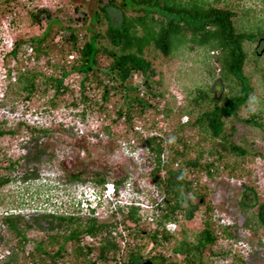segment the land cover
<instances>
[{
    "label": "trees",
    "instance_id": "16d2710c",
    "mask_svg": "<svg viewBox=\"0 0 264 264\" xmlns=\"http://www.w3.org/2000/svg\"><path fill=\"white\" fill-rule=\"evenodd\" d=\"M17 1L0 0L1 12ZM222 1L71 0L72 13L62 7L52 10L47 6L28 11L30 22L38 25L41 32L25 42L15 41L10 56L14 59L24 44L25 49L30 50L29 58L39 67L16 71L14 81L8 86L17 89V93L24 92L23 98L28 99L44 85L45 90L52 91L46 100L49 109H77L82 105L78 113L81 118L87 112L94 113L110 125L122 123L128 132L136 135L139 134L134 130L137 125L160 130L154 116L161 114L167 118L173 111L162 100L164 93L159 85L163 72L156 63L168 62L184 49L200 48L206 54L200 61V68H203L200 71L204 70L211 81L218 83L203 81L193 89L187 104L178 109L188 120L172 128L174 140L165 138L168 134L147 135L144 139L156 162L153 180L161 186L164 195L160 212L153 218L155 227L145 226L138 208L129 207L126 213H122V222L132 241L120 249L109 233L108 224L95 217L83 219L72 213H52L47 215V229L55 230L54 234L40 238L26 250L25 233L29 225L20 223L17 215L7 214L2 217V224L17 242L11 251L7 250L0 264H64L68 256L83 264H141L146 248V258L152 264H213L215 258L221 256L219 251H213V246L221 239L232 237L228 226L212 220L207 196L196 186L199 178L185 180V177L188 171L212 176L227 168L231 175L236 176L242 171L247 175L249 170L243 165L245 157L258 156L260 152L248 150L247 146L255 150V140L246 143L243 139L245 144L242 145L233 141V135L239 123L264 129L261 112L251 113L248 118L239 115L253 94L254 73L260 72L264 77L258 51V45L264 40V28L237 25L235 17L238 12L227 4L218 5ZM210 57L214 58L212 64L208 61ZM250 63L253 64L252 70L246 66ZM10 73H13L12 68ZM71 75L75 76L73 85L66 83ZM148 111L153 115L151 121L147 117ZM147 121L150 122L144 125ZM227 125L231 127L229 132ZM17 126L6 128V121L1 120L0 138L15 135L21 127L42 134L49 131L23 122H18ZM108 128L104 126V129ZM184 130L192 131V136L183 139L180 133ZM195 137L198 139L193 142ZM165 150L172 152L170 160H161ZM192 152L194 156L189 157ZM213 155L217 158L210 159ZM228 156L235 157V160L221 161ZM17 162L19 160H10L4 169L11 170ZM161 168L167 175L158 181L156 173ZM82 175L80 171L68 174L70 181H80ZM90 179L97 184L106 181L97 173ZM6 181L1 179L0 183ZM182 184L187 195L198 196L197 201L191 203L186 193L178 191ZM247 189L251 191V202L242 194L240 206L250 209L257 203V197L252 188ZM203 203L206 208L200 228L195 230L191 225L179 223L176 232L165 230L166 222L178 223V215L185 220L192 219ZM247 223L252 224L250 227L255 233L264 228V202L255 212L251 210ZM36 227L42 228L40 225ZM67 246L71 247L69 253ZM165 247L169 253L163 252ZM90 256H94L93 259Z\"/></svg>",
    "mask_w": 264,
    "mask_h": 264
},
{
    "label": "rangeland",
    "instance_id": "374dc122",
    "mask_svg": "<svg viewBox=\"0 0 264 264\" xmlns=\"http://www.w3.org/2000/svg\"><path fill=\"white\" fill-rule=\"evenodd\" d=\"M70 1L18 0L9 5L4 12L0 10V100L2 99L0 121H6V128L9 126L18 128V122H23L36 128L49 129L47 134H42L37 131L30 132L21 127L15 135H4L0 138V180H7L5 183H0V254H5L7 250L11 251L17 242V238L11 235L2 224L1 219L6 214L17 215L20 223L26 222L29 225L25 233L26 250L31 249L35 241L40 238L54 234L55 230L47 229L48 214L72 213L83 219L88 217L85 211L77 209L72 202V197L77 195L81 188H77L79 180L70 181L68 176L70 172H83L81 180L90 179L95 173L115 183L127 178L129 181H134V185L140 183L144 191L150 188L149 192H151L153 184L149 172L153 167V156L147 152L145 137L157 131L156 133L160 136L168 134L165 138L174 140L172 128H176L181 123L182 116L178 109L187 104V98L192 97L193 89L203 81L209 84L218 83L216 80L211 81L204 70L200 71L203 69L200 68V61L206 56L200 48L184 49L168 62L156 63L155 65L163 72L159 85L164 93L162 100L165 105L167 103L169 107H172L173 111L167 118L161 114L154 116L157 120V128L160 130H148L137 125L139 134L136 135L131 131L128 132L122 123L110 125L107 120L99 119L94 113L87 112L81 118L78 113L82 105H78L77 109L63 107L49 109L46 100L52 91L45 90L44 85L28 99H24V92L17 93V89L5 85L4 69L12 68L16 73L24 68H33L37 66V63L29 58V50L25 49L24 44L21 45L14 59L7 55L4 58V54L9 47L14 46L15 41L25 42L30 36L41 32L38 25L30 22L29 10L40 6H47L52 10L62 7L68 13H72L74 8ZM221 4H227L238 12V16L235 17L237 25L251 29H255L256 26L264 28V0H223L218 5ZM262 48L264 49V40L262 46L258 48L264 67ZM208 61L212 64L214 58L210 57ZM246 66L248 70L253 69L251 63ZM215 67L217 76V64ZM42 70L47 71L46 68ZM74 80L75 76L71 75L66 79V83L73 85ZM253 88L250 101L240 110L239 115L242 118H248L251 113L259 111L264 125V77L260 72L254 73ZM1 95L4 97L2 98ZM148 112L147 117L153 116L150 111ZM149 120H152L151 117ZM106 125L109 127L107 130L104 129ZM230 128L227 125V132ZM192 133V131L184 130L180 136L184 139L192 136ZM192 139L195 142L198 138ZM243 139L246 143L255 140V150L247 146L248 150L260 152L258 156L245 157L243 165L246 170H249L247 175H243L244 171L236 176L231 175L227 168L228 170L221 169L218 174L212 176L188 171L185 177V180L196 179L195 176L199 178L197 181L199 184L196 186L207 196L211 206L212 220L228 226L227 230L232 236L219 240L213 246V251L221 253V256L215 258L213 264H264V228L258 229L255 233L250 227L252 224L247 223L251 210L255 212L258 205L264 202V129L239 123L233 135V141L243 145L245 144ZM172 145L174 148V144ZM171 154L170 150H165L164 158L170 160ZM188 156L193 157V152ZM213 156L211 158H217V155ZM10 160L11 162L19 160V162L15 163L11 170H5L4 166ZM233 160L235 157L228 156L221 161L233 162ZM219 161L218 164H220ZM159 176L166 177V172H161ZM56 179H60L61 184L57 187L53 185ZM171 185L174 189V182ZM247 187L252 188L257 197V203L250 209L244 208V205L240 206L242 194H245L247 201L249 199L251 202L249 197L251 191ZM178 191L185 194V185L182 184ZM186 198L191 203L198 200V196H189L187 193ZM187 199L183 201V205ZM205 208L206 205L203 203L190 220H185L178 215V225L172 226L178 229L179 223H182L184 226L191 225L197 230L200 228ZM43 214L46 216L44 217ZM141 214L146 215L142 212ZM149 221V218H141L145 226H156ZM37 225L42 228L36 227ZM70 249L71 247L67 246L68 253ZM162 250L169 253L166 247ZM154 251L156 252V249ZM68 257L64 260V264H83L77 263L71 256ZM90 257L93 259L94 256ZM146 257H148L147 248L143 251L144 260L147 259Z\"/></svg>",
    "mask_w": 264,
    "mask_h": 264
},
{
    "label": "clouds",
    "instance_id": "9594fccd",
    "mask_svg": "<svg viewBox=\"0 0 264 264\" xmlns=\"http://www.w3.org/2000/svg\"><path fill=\"white\" fill-rule=\"evenodd\" d=\"M262 43H263V41L260 42L258 47L262 46ZM13 47L14 46L9 47V49L7 48L8 50L6 51V54H4V58H5V55H7L11 58L10 53H11ZM29 52H30V50H29ZM5 69H4V79L3 80L5 82V85L8 86L9 83L14 81L15 76H14V71L12 74L11 73L9 74L10 68H8L6 70ZM1 97L3 98L4 96L1 95ZM1 101H2V99L0 100V105H1ZM187 120H188V117L182 115L180 122H181V124H183ZM134 130L138 132L136 127H134ZM155 134H157V133L155 132ZM147 152L149 155L151 154L150 151L148 150V148H147ZM151 156H153V155L151 154ZM207 157H208V155L205 154V158H207ZM210 159H212V158H210ZM161 160L167 161L164 158V152L161 155ZM155 167H156V162H155L154 157H153V167L151 168V170L149 172V174L151 175L152 184H153V186H152L153 190L151 192H149L150 188H149V190L144 191L142 189V186L140 185V183L134 185V181L133 182L129 181L127 178H125L124 180H122L120 182L121 185L119 183L117 184L114 181H109L106 179H105L106 181L103 184H97L94 181H92V179H86L85 178L83 180H80L79 181L80 183L77 184V188H81V189L79 190V193L77 195L72 197V202L75 203V206L77 207V209H79L80 211H85L87 213V216H93L97 219V221H99V222L101 221V223H103L102 221H104V224H108L110 234H111L112 230L117 229L118 223L121 222V224L123 225V228L126 230V243H125V245L122 246L116 237H114V239L119 244L120 249H122L125 246H127L131 240L128 229H126L124 223L122 222V213H126L127 209L129 207L135 206L138 208V212L142 216V219H143V217H145V219L149 218V220H150L149 222L154 223L155 222V219H153L154 215H157L158 212H160V208L163 205L162 202H163L164 195H163L161 186H159L153 180L152 173H153V170L155 169ZM161 172H165V170L161 168L160 171H158V173H156V175L159 177L158 181L160 179L163 180L165 178V177L159 176V174ZM202 174L208 175L205 173H202ZM202 174H200V175H202ZM59 181H60V179H56L54 181L53 185L55 187L61 185ZM110 183L112 184L113 191L110 193V195H108V197H105L104 194L106 193V190H107V184H110ZM141 212L146 214V215L143 216L141 214ZM12 215H14V214H12ZM117 217L119 219H117ZM109 219H111V221H108ZM175 224H176V226L178 225L177 222H174V221L166 222L164 228L169 233H174L175 230L177 229V228L175 229L173 227ZM171 226H172V228H170ZM152 227H155V226H152ZM7 252L8 251H6L5 254H0V261L7 254ZM145 260H150V259L147 258ZM145 260H143V262ZM143 262H141V264H143ZM37 263L39 264V262H37ZM151 263H152V261H151ZM28 264H32V263L29 262Z\"/></svg>",
    "mask_w": 264,
    "mask_h": 264
},
{
    "label": "built area",
    "instance_id": "2783aa9c",
    "mask_svg": "<svg viewBox=\"0 0 264 264\" xmlns=\"http://www.w3.org/2000/svg\"><path fill=\"white\" fill-rule=\"evenodd\" d=\"M113 191L112 184H107V190L106 193L104 194L105 197H108L110 193ZM117 219H119L117 217ZM120 221V220H119ZM116 237L119 243L123 246L126 243V230L123 228V225L121 222L118 223V227L115 230L111 231V236ZM35 264H38L37 262Z\"/></svg>",
    "mask_w": 264,
    "mask_h": 264
},
{
    "label": "water",
    "instance_id": "95a60500",
    "mask_svg": "<svg viewBox=\"0 0 264 264\" xmlns=\"http://www.w3.org/2000/svg\"><path fill=\"white\" fill-rule=\"evenodd\" d=\"M143 264H152L150 260H145Z\"/></svg>",
    "mask_w": 264,
    "mask_h": 264
},
{
    "label": "flooded vegetation",
    "instance_id": "af4514ba",
    "mask_svg": "<svg viewBox=\"0 0 264 264\" xmlns=\"http://www.w3.org/2000/svg\"><path fill=\"white\" fill-rule=\"evenodd\" d=\"M143 262V261H142Z\"/></svg>",
    "mask_w": 264,
    "mask_h": 264
}]
</instances>
